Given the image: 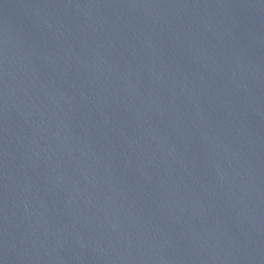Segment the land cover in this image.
Returning a JSON list of instances; mask_svg holds the SVG:
<instances>
[{"label":"water","instance_id":"water-1","mask_svg":"<svg viewBox=\"0 0 264 264\" xmlns=\"http://www.w3.org/2000/svg\"><path fill=\"white\" fill-rule=\"evenodd\" d=\"M0 264H264V0H0Z\"/></svg>","mask_w":264,"mask_h":264}]
</instances>
